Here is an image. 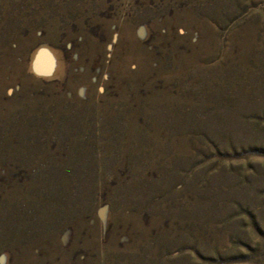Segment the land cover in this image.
<instances>
[{
    "label": "rangeland",
    "instance_id": "374dc122",
    "mask_svg": "<svg viewBox=\"0 0 264 264\" xmlns=\"http://www.w3.org/2000/svg\"><path fill=\"white\" fill-rule=\"evenodd\" d=\"M0 264H264V0H0Z\"/></svg>",
    "mask_w": 264,
    "mask_h": 264
}]
</instances>
